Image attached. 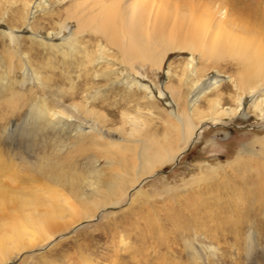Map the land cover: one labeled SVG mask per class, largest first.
Segmentation results:
<instances>
[{
  "label": "rangeland",
  "instance_id": "obj_1",
  "mask_svg": "<svg viewBox=\"0 0 264 264\" xmlns=\"http://www.w3.org/2000/svg\"><path fill=\"white\" fill-rule=\"evenodd\" d=\"M78 1L83 0H0V55L14 50L28 68L27 81L20 84L21 70L8 72L0 62V91L9 84L24 93L14 111L0 103V189L8 190V204L10 196L22 197L52 201L56 215L64 210L65 196L47 178L36 174L40 181H25L17 175L32 174L22 166L34 163L86 177L89 138H79L77 131L88 126L102 128L106 138L146 137L176 148L182 144L179 114L186 113L193 124L203 120L202 127L177 161L155 165L140 185L145 195L132 203L133 191L122 195L117 207L103 210L97 219L56 229L24 251L10 246L11 261L3 264H264V103L255 105L264 90L246 94L239 65L227 55L207 62L194 53L191 64L188 52L173 51L156 67L134 62L132 76L119 52L99 34L88 28L75 31L66 11ZM254 6L264 9V0ZM3 26L14 29L18 39L9 41ZM31 98L50 112L71 111L84 118L65 115L49 122L27 110ZM189 100L194 102L189 105ZM245 146L252 151L242 153ZM110 149L120 153L115 145ZM105 158L98 166L116 170ZM2 234L11 245L13 231L0 226ZM49 239V247L37 250Z\"/></svg>",
  "mask_w": 264,
  "mask_h": 264
},
{
  "label": "bare ground",
  "instance_id": "obj_2",
  "mask_svg": "<svg viewBox=\"0 0 264 264\" xmlns=\"http://www.w3.org/2000/svg\"><path fill=\"white\" fill-rule=\"evenodd\" d=\"M259 1L83 0L82 2L78 1L74 7L71 6L72 8L66 11V18L74 21L75 31L79 32L82 28L91 29L99 34L107 45L114 47L129 68V73L132 71V76H136L137 71L134 69V62L149 63L156 67L160 65L166 53L173 51L188 52L191 64L195 63L194 53L199 55V59L207 62L211 60L213 62L214 59L220 60L226 55L230 56L239 65V81L243 85L245 93L252 96L254 92L264 90V9L254 6ZM219 8L224 10L220 16H217ZM28 29L30 30L29 25L26 30ZM2 30L9 41H15L19 37V34L14 33L15 30L12 28L3 26ZM75 31L70 33L67 42H70ZM10 50H7V55H0V62L4 64V68H8V72H13L15 67L21 70L23 75L20 84H23L28 78L26 76L28 68L25 62H22V57H18V54H13L14 50ZM13 56H16L15 65L12 61ZM134 80L136 79L132 78L131 82ZM211 83L209 82L208 85ZM137 85L147 88L145 83L139 82ZM1 86L0 103L14 111L18 108V97L24 94L23 88L15 89L12 85L9 87V84L7 87ZM30 87H28L29 90ZM206 87L208 88L206 85L198 90V93ZM158 95H162L160 90H158ZM193 102L194 100H189V105ZM259 103H264V97L259 98L255 105ZM22 106L24 105L19 104V107ZM77 107L76 104L71 106L72 109H77ZM27 110L48 117L49 122H52L53 119L55 121L57 116L65 115L68 118H76V120L84 118L80 115H73L71 111L69 113L50 112L43 102L36 98L30 99ZM86 110L88 113L93 112L90 109ZM178 120L182 144L177 148L172 144L160 145L157 140L146 137L133 140L124 139V141L120 137L116 140L110 139V137L106 138L102 134V128L100 129L98 126H88L84 131H77L79 138H89L87 147L91 149V153H86L87 148L84 151L85 158L89 159L86 177L79 176L76 179L68 174L67 170L57 166L52 169V166L48 165L34 163L27 165L25 163L22 168L32 174H26L27 176L24 177L17 175L18 180L36 181V174L47 178L57 187L58 193L65 196L61 197L64 210H61L60 215H56L57 213L53 212L56 207L52 201L37 202L22 197L12 200L10 196L7 198L10 200L8 204L5 200V197L9 196L6 193L8 190L0 189V226L14 233L9 235L10 239H14L9 246L4 243V238L7 235H0V263L11 261V249L8 248L10 246L12 249L24 251L36 240L48 238L56 229L68 224H73L72 229H74L87 221L97 219L103 210L117 207L122 195H129L133 191L134 197L130 203L137 197L145 195V192L140 189V185L146 178L152 176L155 165L165 161H177L179 156L197 138L203 122L200 120L197 124L191 123L184 112L179 114ZM78 122L81 124L80 121ZM80 126H77L76 129H81L82 126L81 128ZM135 129L137 128L134 124L130 133L133 134ZM261 140L260 143L264 147V137ZM110 145H115L120 153L115 154V151L110 149ZM250 148L245 146L241 152L247 153ZM104 157H106V165L111 163L117 169L114 170L111 166H98L99 160ZM50 171H55L57 174H51ZM169 189L171 188L167 190ZM51 198L49 197L48 200ZM19 225L22 226L20 231L16 229ZM26 229L28 230L26 231ZM52 241L53 239H49L44 246L37 250L41 251L49 247Z\"/></svg>",
  "mask_w": 264,
  "mask_h": 264
}]
</instances>
